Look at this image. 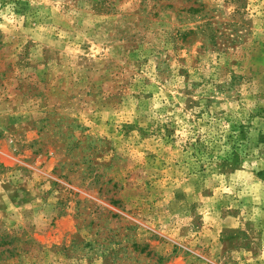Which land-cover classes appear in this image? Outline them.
<instances>
[{
    "label": "rangeland",
    "instance_id": "obj_1",
    "mask_svg": "<svg viewBox=\"0 0 264 264\" xmlns=\"http://www.w3.org/2000/svg\"><path fill=\"white\" fill-rule=\"evenodd\" d=\"M0 264H264V0H0Z\"/></svg>",
    "mask_w": 264,
    "mask_h": 264
}]
</instances>
